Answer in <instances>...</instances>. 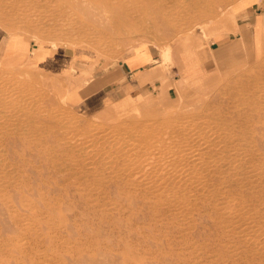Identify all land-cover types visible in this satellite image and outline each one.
Listing matches in <instances>:
<instances>
[{
    "label": "rangeland",
    "instance_id": "374dc122",
    "mask_svg": "<svg viewBox=\"0 0 264 264\" xmlns=\"http://www.w3.org/2000/svg\"><path fill=\"white\" fill-rule=\"evenodd\" d=\"M161 1L0 0V264H264V42L220 50L250 0ZM148 47L168 93L67 96Z\"/></svg>",
    "mask_w": 264,
    "mask_h": 264
},
{
    "label": "crops",
    "instance_id": "0c3cea01",
    "mask_svg": "<svg viewBox=\"0 0 264 264\" xmlns=\"http://www.w3.org/2000/svg\"><path fill=\"white\" fill-rule=\"evenodd\" d=\"M234 33L223 39L222 49H227L240 42L257 43L258 47L264 42V0H250L237 9L236 22L233 24ZM2 40L0 43L2 45ZM219 46L217 45L216 48ZM215 48V49H216ZM184 62H190L189 54L184 52ZM69 56L68 54H66ZM154 53L148 47V53L127 54L116 66L101 69L91 66H80L77 59L69 58L66 71L76 66L74 73H67L71 81L67 96L74 100L77 95L84 98L103 93V97L111 99L115 112L129 108H141L146 103L156 99L159 93H168L171 83L164 78V69L153 61ZM66 63V58L63 61ZM98 69V70H97ZM189 68L186 66L185 68ZM63 70V69H62Z\"/></svg>",
    "mask_w": 264,
    "mask_h": 264
},
{
    "label": "bare ground",
    "instance_id": "6f19581e",
    "mask_svg": "<svg viewBox=\"0 0 264 264\" xmlns=\"http://www.w3.org/2000/svg\"><path fill=\"white\" fill-rule=\"evenodd\" d=\"M152 2V0H149V2ZM163 1V0H162ZM162 1H161V3H162ZM234 1V0H233ZM153 2H155V1H153ZM203 2V1H202ZM188 4H189V6L192 8H194V10L195 9H197L196 8V3H198V0H188V2H187ZM153 4V3H152ZM210 4V3H209ZM214 4V3H213ZM230 4V3H229ZM159 5L161 6V4L159 3ZM180 5V4H179ZM198 5H199V3H198ZM133 6V5H132ZM162 7V6H161ZM206 8H207V6H206ZM206 8H204V9H206ZM211 8V7H210ZM134 9V8H133ZM148 9V8H147ZM162 9H163V7H162ZM161 9V10H162ZM164 9H167V8H164ZM23 10V9H22ZM132 10V9H131ZM130 10V11H131ZM138 10H140V9H138ZM11 11V10H10ZM148 11V10H147ZM151 11V10H150ZM168 11V10H167ZM200 11V10H199ZM202 11H204V10H202ZM207 11V10H206ZM210 11H212L211 9H210ZM124 12H125V10H124ZM134 12H136V11H134ZM149 12V11H148ZM209 12V11H208ZM132 13V12H131ZM131 13H130V15H131ZM139 13V12H138ZM152 13V12H151ZM161 13H162V11H161ZM172 13V12H171ZM201 13V12H200ZM210 13V12H209ZM140 15H141V13H140ZM165 15V14H164ZM203 15V14H202ZM26 16V15H25ZM133 16V15H132ZM135 16V15H134ZM142 16V15H141ZM76 17V16H75ZM128 17V16H127ZM137 17V16H136ZM144 17V16H143ZM191 17V16H190ZM141 18V17H140ZM9 20V19H8ZM130 20V19H129ZM12 22V21H11ZM27 22V21H26ZM37 22V21H36ZM27 25V24H26ZM132 25V24H131ZM121 26V25H120ZM193 28V27H192ZM36 29V28H35ZM125 29V28H124ZM80 30V29H79ZM153 30V29H152ZM41 31V30H40ZM182 31V30H181ZM44 32H46V31H44ZM50 33V32H49ZM168 43V42H167ZM106 48V47H105ZM43 50V49H42ZM108 54V53H107ZM33 78V77H32ZM27 80V79H26ZM33 90V89H32ZM3 96V95H2ZM15 98V97H14ZM229 98V97H228ZM2 100V99H1ZM257 102V101H256ZM41 104V103H40ZM253 104V103H252ZM66 106V105H65ZM255 106V105H254ZM4 109V108H3ZM222 110V109H221ZM222 112V111H221ZM183 114V113H182ZM263 114V113H262ZM83 115V114H82ZM231 115V114H230ZM184 116V115H183ZM17 117V116H16ZM51 118V117H50ZM187 118V117H186ZM190 118V117H189ZM238 118V117H237ZM183 120V119H182ZM172 121H173V119H172ZM236 122H238V121H236ZM239 124H240V122H238V126H239ZM241 125V124H240ZM60 127V126H59ZM47 129V128H46ZM9 130V129H8ZM52 130V129H51ZM202 130V129H201ZM206 131V130H205ZM236 131V130H235ZM241 132V131H240ZM190 133V132H189ZM192 133V132H191ZM197 133V132H196ZM195 133V134H196ZM216 133V132H215ZM220 133V132H219ZM133 134V133H132ZM208 134V133H207ZM206 134V135H207ZM210 134V133H209ZM220 134H222V133H220ZM24 135V134H23ZM42 135V134H41ZM181 135V134H180ZM197 136V138H198V135H196ZM195 136V137H196ZM199 136H201L200 135V133H199ZM208 136V135H207ZM207 136H205V137H207ZM210 136V135H209ZM217 136V135H216ZM171 136H169V138H170ZM175 137V136H174ZM173 137V138H174ZM178 137V136H177ZM204 137V136H203ZM201 138V139H204V138ZM208 138V137H207ZM209 138H211V137H209ZM217 138H219L218 136H217ZM216 138V139H217ZM221 138V137H220ZM91 139V138H90ZM164 139H166V138H164ZM164 139H162V140H164ZM195 139V138H194ZM64 140V139H63ZM102 140V139H101ZM200 140V139H199ZM222 140V139H221ZM207 141V140H206ZM217 140H215V142H216ZM223 141L225 142V146H226V148L228 147H234V148H239L240 146H241V142H239V140H238V138H236V137H234V136H232V135H230V134H225L224 135V139H223ZM205 142V141H204ZM203 142V143H204ZM210 142H211V140H210ZM158 143H160V142H158ZM212 143H214L213 141H212ZM223 143V142H222ZM206 144V143H205ZM224 144V143H223ZM199 145H200V143H199ZM208 145H209V142H208ZM208 145H207V147H208ZM243 146V145H242ZM245 146V145H244ZM78 148V147H77ZM220 148H222L221 146H220ZM224 148V147H223ZM222 148V149H223ZM244 148V147H243ZM168 149V148H167ZM177 149H178V147H177ZM217 149V148H216ZM231 149V148H230ZM178 150H180V149H178ZM182 150V149H181ZM190 150V149H189ZM233 150V149H232ZM207 151H210V150H207ZM184 152V151H183ZM234 152H237V151H234ZM91 153V152H90ZM152 153V152H151ZM191 153V152H190ZM208 153V152H207ZM238 153V152H237ZM178 154V153H177ZM185 154V153H184ZM213 154H215V153H213ZM217 154V153H216ZM216 154H215V156H216ZM219 154V156H220V153H218ZM222 154V153H221ZM204 155H206V154H204ZM224 155H226V153L224 154ZM227 155H229V154H227ZM236 155V154H235ZM214 156V155H213ZM222 156V155H221ZM220 156V157H221ZM237 156H239V154L237 155ZM250 156V155H249ZM200 157V156H199ZM198 157V158H199ZM202 157V156H201ZM206 157V156H205ZM220 157H218V161H221L220 160ZM223 157V156H222ZM221 157V158H222ZM253 156H251L250 157V159L248 160L249 162H251V164H252V166H254V162H255V160L252 158ZM242 158V157H241ZM245 158V157H244ZM118 159V158H117ZM197 159V158H196ZM227 159V158H226ZM229 159H230V157H229ZM233 159V158H232ZM234 159H237V158H235L234 157ZM240 158H238V160H239ZM259 159V158H258ZM179 160H180V156H179ZM195 160V159H194ZM200 160V159H199ZM202 160V159H201ZM224 160H225V158H224ZM245 160V162H246V159H244ZM183 161H185V160H183ZM191 161V160H190ZM196 161H198V160H196ZM204 161V160H203ZM214 161V160H213ZM217 161V160H216ZM237 161V160H236ZM241 161H242V159H241ZM224 163V161L222 160L221 161V163ZM244 162V161H243ZM240 163V162H239ZM242 163V162H241ZM241 163L239 164V165H241ZM257 163V162H256ZM215 164V163H214ZM227 165H228V163H226ZM197 165V164H196ZM203 165L204 164H202V167H203ZM224 166H225V164H223ZM235 165V164H234ZM244 165V164H243ZM219 166V165H218ZM224 166H220V167H216V170H213V171H218L219 173H222V172H224L222 169H221V167H224ZM234 167V166H233ZM239 167V166H238ZM237 167V168H238ZM241 167V166H240ZM240 167H239V170H240ZM182 168V167H181ZM194 168V167H193ZM195 169L197 170V168H196V166H195ZM199 169V168H198ZM201 169V168H200ZM221 169V170H220ZM228 169V168H227ZM227 169H226V171H227ZM86 170V169H85ZM158 170V169H157ZM235 169L233 168V171H234ZM195 171V170H194ZM206 171H208V170H206ZM212 171V170H211ZM225 171V172H226ZM236 171V170H235ZM235 171H234V173H235ZM238 171V170H237ZM242 171V170H241ZM249 171V170H248ZM82 172V171H81ZM99 172V171H98ZM186 172V171H185ZM200 172V171H199ZM217 172V173H218ZM228 172H230L229 170H228ZM227 172V173H228ZM246 172V171H245ZM218 173V174H219ZM238 173V172H237ZM244 173V172H243ZM208 173L206 172V175H207ZM213 174V173H212ZM241 174V173H240ZM252 174V173H251ZM104 175V174H103ZM179 175V174H178ZM194 175V174H193ZM230 175V174H229ZM228 175V178H230L231 176H229ZM236 175V174H235ZM245 175V174H244ZM208 176V175H207ZM261 176V175H260ZM218 177V176H217ZM244 177V176H243ZM248 177V176H247ZM252 177V176H251ZM253 177H255L254 175H253ZM232 178V177H231ZM235 178V177H234ZM234 178H232V179H234ZM185 179V178H184ZM236 179V178H235ZM188 180H189V178H188ZM187 180V181H188ZM192 180V179H191ZM244 180V179H243ZM2 181V180H1ZM190 181V180H189ZM193 181V180H192ZM191 181V182H192ZM205 181H206V179H205ZM235 182H237L236 180H234ZM260 181V177H257L256 179L255 178H252V180H251V182H255V183H252V185L251 186H253V189L255 188L256 190V192L254 193V192H251V194L253 193L254 195H257L258 193L259 194H263L264 193V187L263 186H257L256 184H257V182H259ZM173 182H175V181H173ZM116 183V182H115ZM185 183H186V181H185ZM189 183V182H188ZM193 183L195 184V182L193 181ZM192 183V184H193ZM238 183H239V181H238ZM20 184V183H19ZM199 184V183H198ZM228 184V183H227ZM197 185V184H196ZM185 186V185H184ZM183 186V187H184ZM200 186V185H199ZM235 186H236V184H235ZM245 186V185H244ZM193 187V186H192ZM240 187V186H239ZM188 188V187H187ZM191 188V187H190ZM175 189V188H174ZM235 189V188H234ZM252 190V189H251ZM196 191V190H195ZM194 191V192H195ZM235 191V190H234ZM198 192V191H197ZM229 193V192H228ZM248 193V192H247ZM185 194V193H184ZM196 194V193H195ZM204 195V194H203ZM260 196V195H259ZM261 196H263V195H261ZM208 197V196H207ZM144 198V197H143ZM244 198V197H243ZM255 198V197H254ZM261 198H264V197H261ZM241 200V199H240ZM257 202V201H256ZM26 204V203H25ZM27 206H28V204H27ZM109 207V206H108ZM38 209V208H37ZM168 210V209H167ZM184 217V216H183ZM192 217V216H191ZM31 218V217H30ZM232 218V217H231ZM234 218V217H233ZM237 222V221H236ZM239 230V229H238ZM239 233V232H238ZM55 241V240H54ZM100 244V243H99ZM258 246V245H257Z\"/></svg>",
    "mask_w": 264,
    "mask_h": 264
}]
</instances>
